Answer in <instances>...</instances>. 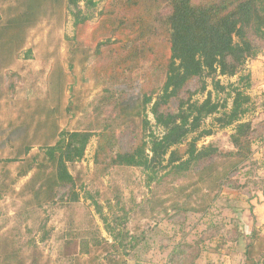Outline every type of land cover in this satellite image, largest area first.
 Returning a JSON list of instances; mask_svg holds the SVG:
<instances>
[{
  "label": "rangeland",
  "instance_id": "obj_1",
  "mask_svg": "<svg viewBox=\"0 0 264 264\" xmlns=\"http://www.w3.org/2000/svg\"><path fill=\"white\" fill-rule=\"evenodd\" d=\"M67 1L54 0L47 5L35 26L24 33L22 47L11 57L0 56V61L4 59L0 64V264H107L109 260L113 264H174L172 254L178 246L194 245L202 239L199 250L203 252L194 264H243L247 236L253 229L261 233L254 249L257 258L264 252V217L259 220L262 214L249 204L264 195V143L257 140L252 161L231 178V185L238 189L194 178L178 181L172 185L176 192L167 194L170 182L159 188L148 187L146 177L137 169L102 171L94 163L99 143L96 132L84 159L70 166L81 194L80 203L74 206L57 199L44 207L37 205L30 192L35 171L20 177L26 163L6 161L16 158L26 143H31L33 149L23 159L39 154L40 147L54 144L55 134L63 130H86L101 121L113 124V120H104L110 110L98 117L95 108L108 88L104 84L107 75L96 64L106 63L114 47L106 44L99 56L93 55L98 42L106 40L100 29L101 13L110 2L93 0L95 7L88 9L80 0V9L91 19L76 28L75 18L66 8ZM145 1L153 10L165 2ZM19 3L0 0V23L12 16ZM247 66L243 75L249 74ZM141 67L133 76L132 87L123 86L133 102L141 97L139 90L146 84L144 71L152 72L149 63ZM220 79L225 85L238 82V77ZM255 89L251 91V111L245 119L257 124L264 121V94L255 93ZM147 114L152 125L148 130L161 135L150 109ZM212 122L208 119L206 125ZM148 130L143 119L138 118L131 121L129 128H118L116 134L122 148L128 149ZM231 134L232 129L216 127L200 146L215 144L232 150ZM225 172L221 166L219 173ZM95 201L110 220L113 214L122 217L123 209L129 212L125 225L129 236L142 240L127 257L111 253L113 239L96 211ZM212 226L220 227L223 235L239 227L241 238L238 243L230 242L231 235L222 237L223 241L209 239L207 229ZM92 235L100 245L86 248L83 242ZM95 258L98 259L93 262ZM177 260L182 264V259ZM185 261L191 263L188 257Z\"/></svg>",
  "mask_w": 264,
  "mask_h": 264
},
{
  "label": "trees",
  "instance_id": "obj_2",
  "mask_svg": "<svg viewBox=\"0 0 264 264\" xmlns=\"http://www.w3.org/2000/svg\"><path fill=\"white\" fill-rule=\"evenodd\" d=\"M53 1L18 0L21 3L11 12L12 16L0 23V56L11 57L22 47L24 33L35 26L44 8ZM79 2L68 0L66 4L76 28L91 19L80 9ZM84 2L88 9L95 7L93 0ZM109 2L100 23L106 40L98 42L93 55L99 56L106 44L114 47L106 63L96 64L106 73L104 84L108 88L95 108L98 117L110 110L104 120H113V124L101 121L86 130H63L55 134L54 144L45 143L39 154L27 160L23 158L30 155L33 146L26 143L16 158L6 162L26 163L20 177L35 171L30 192L39 207L57 199L74 206L80 203L81 194L70 166L84 159L96 132L99 143L94 163L105 173L112 169H137L146 177L148 187L159 188L170 182L167 194L176 192L172 185L178 181L194 178L238 189L239 186L231 185L232 176L252 161L254 141L264 143V121L255 124L245 119L251 111L249 91L253 85L250 73L243 75L249 62L264 55V0H165L156 10L145 0ZM146 63L152 72L144 71L146 84L139 90L141 97L133 102L123 86L130 89L134 74ZM235 77L238 82L227 85L220 79ZM148 109L155 126L162 130L161 135L148 130L152 126ZM138 118L143 119L147 134L128 149L122 148L117 129L129 128L131 121ZM208 119H213L209 126ZM216 127L232 129V150L215 144L200 146L215 133ZM221 166L227 170L224 175L219 173ZM93 204L113 239L111 253L127 257L142 240L129 236L125 226L129 212L123 209L122 217L113 214L110 220L96 201ZM239 230L235 227L227 231L230 242H239ZM207 232L209 239L223 241L225 236L220 227L212 226ZM260 237L261 233L254 229L247 236L243 264H264V252L254 258ZM203 242L202 239L194 245L178 246L172 262L178 264L180 258L182 264H187L188 257L189 264H194L203 252L199 250ZM83 244L86 248L100 245L94 236ZM107 262L113 264L111 260Z\"/></svg>",
  "mask_w": 264,
  "mask_h": 264
},
{
  "label": "crops",
  "instance_id": "obj_3",
  "mask_svg": "<svg viewBox=\"0 0 264 264\" xmlns=\"http://www.w3.org/2000/svg\"><path fill=\"white\" fill-rule=\"evenodd\" d=\"M247 67L249 69V73L251 74L253 83V86L249 91V95L251 96V98L253 97L251 91H254L255 87V93L264 94V55L258 58L256 61L249 62ZM256 69H258L259 71H257ZM257 198L250 200L249 204L253 207H256V211H259V213L262 214L259 218V220H261L264 217V211H261V206H264V195L262 199ZM259 201L260 205H257ZM262 210H264V207L262 208Z\"/></svg>",
  "mask_w": 264,
  "mask_h": 264
}]
</instances>
